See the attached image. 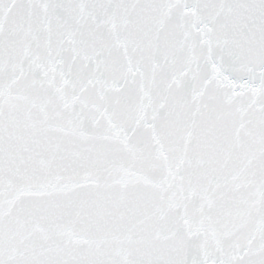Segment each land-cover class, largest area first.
Here are the masks:
<instances>
[{"label": "snow or ice", "instance_id": "6c2138e0", "mask_svg": "<svg viewBox=\"0 0 264 264\" xmlns=\"http://www.w3.org/2000/svg\"><path fill=\"white\" fill-rule=\"evenodd\" d=\"M0 264H264V0H0Z\"/></svg>", "mask_w": 264, "mask_h": 264}]
</instances>
